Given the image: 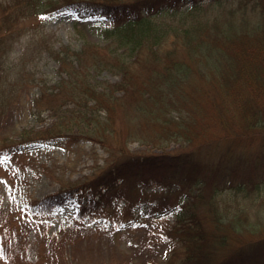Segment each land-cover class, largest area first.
Returning a JSON list of instances; mask_svg holds the SVG:
<instances>
[{
    "label": "trees",
    "instance_id": "1",
    "mask_svg": "<svg viewBox=\"0 0 264 264\" xmlns=\"http://www.w3.org/2000/svg\"><path fill=\"white\" fill-rule=\"evenodd\" d=\"M202 1L0 0V115L10 96L6 87L7 76L13 70L10 45L28 27H39L30 32L29 43L37 44L39 54L46 51L54 55L65 71L55 92H45V103L55 113L65 100L79 106L70 109L68 116L58 115L49 127L21 132L17 141L3 144L0 149L12 153L25 142L46 140L77 125L87 127L80 133L83 137L108 152L103 165L90 176L74 187L70 184L33 201L30 211L45 213L77 191L88 192L87 201L96 207L99 202L110 201L125 182L160 183L181 192L185 188L181 200L186 199L187 204L181 203L183 211L175 214V230L182 234L181 247L172 251L178 253L180 264H264V212L256 210L250 221L243 202L236 203L235 210L227 209L241 198L248 207L256 202L260 209L256 198L264 187V176L260 173L255 178L258 172H254L252 180L246 176L236 179L239 164H247L250 155L248 160L235 163L233 169L223 165L219 160L227 152L219 148L220 144L214 147L205 131L206 120L219 116L224 128L221 134L231 138H250V131L264 130V6L257 4V10L254 6L228 8L220 20L189 22L190 11L202 9ZM184 6L187 12L177 11ZM168 9L172 12L164 14ZM63 12L79 20H108L110 42L100 47L85 41L71 53L61 48L53 50V45L45 43L43 26ZM252 13L254 20L248 15ZM169 32L174 37L168 46ZM95 67L108 68L120 78L100 82L92 78ZM58 98H62L59 103ZM122 101L127 102L131 112L139 111L135 119L141 120L146 133L131 129L128 117L126 128L113 126L114 112ZM215 107L217 113L213 116ZM100 111H104L101 118ZM225 111L235 114V124L223 119ZM153 112L164 116L158 124L153 121ZM101 119L108 125L101 127ZM150 119L155 125L148 124ZM131 141L164 142L172 148L131 151ZM233 185L234 195L225 199V206L219 202V209L217 195ZM209 186L211 195L204 205L216 221L206 231L195 216L194 206ZM189 195H193L191 201Z\"/></svg>",
    "mask_w": 264,
    "mask_h": 264
},
{
    "label": "rangeland",
    "instance_id": "2",
    "mask_svg": "<svg viewBox=\"0 0 264 264\" xmlns=\"http://www.w3.org/2000/svg\"><path fill=\"white\" fill-rule=\"evenodd\" d=\"M262 1L203 0L200 3L202 9L190 11L187 20H220L228 8L254 6L257 10L258 5L264 6L261 5ZM187 6L177 11L184 12ZM171 12L172 9H168L163 13ZM253 14H248L252 20ZM110 26L111 23L102 17L79 20L71 13L63 12L49 18L42 33L45 43L53 45V50L61 48L71 53L85 41L100 47L107 45L112 38V35H107ZM38 28L28 27L24 35L14 39L10 45L9 58L13 70L7 76L6 87L10 92L7 108L0 115V147L17 141L23 131L51 126L58 115L68 116L70 109L79 107L65 100L60 105V111L55 113L48 107L49 103H45V94L55 92L56 83L65 77V71L54 55L46 51L39 54L37 44L29 43L30 32ZM173 37L171 32L167 34V45ZM147 51L145 49L143 52ZM91 74L100 82H114L120 78L119 74L104 67H95ZM61 101L62 98L56 100L57 103ZM126 103L122 101L116 107L113 126L126 128L124 124L128 117L127 124L131 129L146 133L141 120L135 119V112L139 111L131 112ZM104 111L98 113L100 118ZM216 113L215 107L213 116ZM223 115V119H230L232 124H235V119L237 121L232 112L225 111ZM163 117L160 112L152 114L155 124ZM220 118L206 120L205 129L210 143H214V147L220 144L219 148L227 152L225 158L219 161L233 169L235 163L248 160L247 156L250 155L247 164H239L236 179L246 176L252 180L254 172H258L255 178L260 173L264 176V130L250 131V138H231L221 134L224 128ZM147 122L155 125L151 119ZM67 124L70 125L69 122ZM107 125L104 121L100 123L101 127ZM86 128L72 125L55 137L25 142L12 153L0 149V264H180L178 253L172 251H179L181 247L182 234L175 230V214L183 211L181 203L184 202V206L187 204L186 199L181 200L185 188L181 192L169 190L160 183L142 185L125 182L109 198L110 201L99 202L96 207L87 201L88 192L80 194L77 191L72 197H66L62 205H53L45 213L29 210L33 201L70 184L74 187L76 182L90 176L97 166L103 165L108 152L99 143L80 134ZM162 143L131 141L128 147L131 151L150 152L172 148L171 144ZM238 155L243 158L239 160ZM233 188L235 185L226 187L217 195L219 209V202L225 206L226 200L234 195ZM211 189L212 186L206 187L202 200L196 201L194 206L195 216L206 231L211 230L216 221L204 205L211 195ZM261 191L256 198L260 209L256 202L249 203L248 207L243 198L230 203L227 209L235 210L236 203L243 202L248 220H253L256 210L264 212V187ZM192 199L193 195H189L188 200Z\"/></svg>",
    "mask_w": 264,
    "mask_h": 264
}]
</instances>
